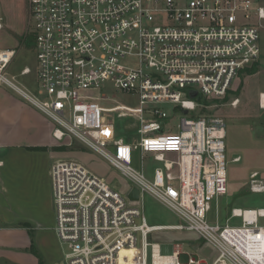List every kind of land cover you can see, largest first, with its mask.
I'll use <instances>...</instances> for the list:
<instances>
[{
    "label": "built area",
    "instance_id": "2783aa9c",
    "mask_svg": "<svg viewBox=\"0 0 264 264\" xmlns=\"http://www.w3.org/2000/svg\"><path fill=\"white\" fill-rule=\"evenodd\" d=\"M25 1L37 91L31 96L8 78L14 49L0 50V86L14 89L51 120L57 141L77 140L129 183L120 194L76 161L52 165L55 233L66 264H208L181 242L160 240L164 232L194 234L213 250L211 264H264V209L232 208L224 223L211 219L213 206L228 192L226 123L194 116L198 98H224L258 62L260 0ZM114 91L135 97L137 106L109 97ZM102 112L134 121L129 128L103 123ZM148 161L154 164L149 173ZM131 188L139 201L128 200ZM249 191L264 194L257 173ZM145 195L179 222L149 225Z\"/></svg>",
    "mask_w": 264,
    "mask_h": 264
},
{
    "label": "rangeland",
    "instance_id": "374dc122",
    "mask_svg": "<svg viewBox=\"0 0 264 264\" xmlns=\"http://www.w3.org/2000/svg\"><path fill=\"white\" fill-rule=\"evenodd\" d=\"M264 4V0H260ZM264 6V5H263ZM2 16L4 18V28L0 31V50L15 49L16 55L12 60L10 70L15 75H19L23 67L31 69L29 77H19L17 81L26 83L32 87L35 84L33 70L36 67L35 54L33 52V38L26 32L28 7L25 0H0ZM264 25V21L262 22ZM260 35V57L256 65L249 71L243 72L238 79L234 80L228 94L221 99H204L199 102L197 114L200 117H220L226 123L225 138V161L227 174L226 196L218 200L213 206L211 219L224 223L229 217L232 208L240 209H264V194H254L249 191V173L254 169H259L258 165L264 166V152H256L258 142L253 137L255 133L252 121L246 119L258 118L257 99L259 93L264 92V27L259 29ZM35 73V72H34ZM9 79L10 76H8ZM15 81L17 85L20 83ZM34 89V87H33ZM99 98V92L94 94ZM109 97L116 98L124 102L129 107L137 106L135 97H126L114 91L109 93ZM234 99H238V104L232 106ZM117 103V102H116ZM103 108H112L115 104L100 103ZM171 106H166L167 110ZM245 117V120L242 118ZM101 121L103 123L117 122L121 127H130L133 118L124 120L116 119L115 112H102ZM173 125V123H171ZM65 151V160H73L82 164L91 173L102 177L120 194H125L129 188L128 181L112 168L102 157L89 150L75 139H67L62 143ZM255 153V154H254ZM235 155L242 157V161L235 163L232 161ZM154 166L148 161V173ZM264 182V179H260ZM143 213L149 225H175L178 219L163 205L152 197L145 195L142 199ZM264 224V219L260 220ZM230 224L239 225V221L231 220ZM163 241H178L183 244V250L206 258L211 264L213 250L204 245L194 234L164 232L158 236ZM64 253L62 250L63 264Z\"/></svg>",
    "mask_w": 264,
    "mask_h": 264
},
{
    "label": "crops",
    "instance_id": "0c3cea01",
    "mask_svg": "<svg viewBox=\"0 0 264 264\" xmlns=\"http://www.w3.org/2000/svg\"><path fill=\"white\" fill-rule=\"evenodd\" d=\"M11 63L7 76L15 86L34 96L37 67L33 70V89L17 81L19 77H29L31 69L23 67L30 70L29 75H21L23 69L15 75L10 70ZM260 95L264 96V92L257 99L258 118H242L254 125L258 153L264 152V106L259 105ZM54 127L29 100L8 86H0V264H63V248L55 233L50 170L55 162L65 160V151L63 142L53 137ZM232 161L241 162L242 157L235 155ZM258 167L249 173L248 179L253 173L264 179V166Z\"/></svg>",
    "mask_w": 264,
    "mask_h": 264
},
{
    "label": "water",
    "instance_id": "95a60500",
    "mask_svg": "<svg viewBox=\"0 0 264 264\" xmlns=\"http://www.w3.org/2000/svg\"><path fill=\"white\" fill-rule=\"evenodd\" d=\"M196 93H193L191 94V97L192 98H195L196 97ZM182 114L186 115L187 114V111L186 110H183L182 111ZM127 198L129 201L131 202H137L139 201V194H138V191L136 188H131L128 193H127Z\"/></svg>",
    "mask_w": 264,
    "mask_h": 264
},
{
    "label": "trees",
    "instance_id": "16d2710c",
    "mask_svg": "<svg viewBox=\"0 0 264 264\" xmlns=\"http://www.w3.org/2000/svg\"><path fill=\"white\" fill-rule=\"evenodd\" d=\"M251 69H252V68H251ZM251 69H249V70H251ZM249 70H246V71H249ZM201 100H204V99H202V98H198V99H197V103L199 104V102H200ZM194 116H195V117H200V115L197 114V113H196Z\"/></svg>",
    "mask_w": 264,
    "mask_h": 264
},
{
    "label": "bare ground",
    "instance_id": "6f19581e",
    "mask_svg": "<svg viewBox=\"0 0 264 264\" xmlns=\"http://www.w3.org/2000/svg\"><path fill=\"white\" fill-rule=\"evenodd\" d=\"M263 98H264V96H262V100H264Z\"/></svg>",
    "mask_w": 264,
    "mask_h": 264
}]
</instances>
